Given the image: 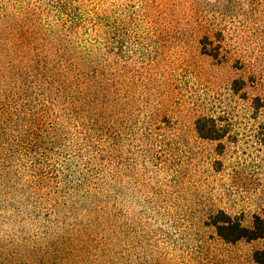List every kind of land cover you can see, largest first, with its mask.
Returning a JSON list of instances; mask_svg holds the SVG:
<instances>
[{"label": "trees", "instance_id": "trees-1", "mask_svg": "<svg viewBox=\"0 0 264 264\" xmlns=\"http://www.w3.org/2000/svg\"><path fill=\"white\" fill-rule=\"evenodd\" d=\"M255 1L264 28V1ZM231 7L234 0H0V264H233L217 249L264 237L263 216L246 225L220 209L205 224L212 240L193 247L181 237L175 248L189 252L161 253L163 206L153 189L147 217L129 216L122 202L127 140L137 177L139 151L149 168L175 129L150 90L137 91L147 42L176 26L217 57ZM234 84L238 91L245 81ZM253 105L260 112L264 97ZM194 126L222 145L226 129L215 117L198 116ZM248 264H264V249Z\"/></svg>", "mask_w": 264, "mask_h": 264}, {"label": "rangeland", "instance_id": "rangeland-1", "mask_svg": "<svg viewBox=\"0 0 264 264\" xmlns=\"http://www.w3.org/2000/svg\"><path fill=\"white\" fill-rule=\"evenodd\" d=\"M234 1L236 10L229 8L221 26L226 37L217 57L205 54L194 35L173 25L152 34L140 79L136 77L139 96L140 86L143 95L150 90V99L168 110L175 128L167 131L169 143H159L149 168L139 151L137 177L132 141L127 140L124 154L122 202L129 216L147 217L156 204L163 206L156 217L161 253L189 252L186 244L175 248L174 241L181 237L190 239L193 247L202 236L212 240L214 229L205 224L217 210L240 215L246 225L255 214L264 217V108L256 112L253 105L256 96L264 97V28L255 0L250 2L253 8ZM124 62L126 66L128 58ZM129 71L124 73L131 77ZM237 79L245 81L238 91ZM202 115L215 117L226 129L222 145L198 136L194 121ZM256 249H264V237L239 242L230 250L218 248L217 254L233 264H248Z\"/></svg>", "mask_w": 264, "mask_h": 264}]
</instances>
